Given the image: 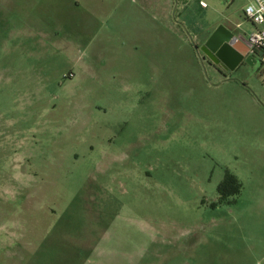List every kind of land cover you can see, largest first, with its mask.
<instances>
[{
    "label": "rangeland",
    "instance_id": "1",
    "mask_svg": "<svg viewBox=\"0 0 264 264\" xmlns=\"http://www.w3.org/2000/svg\"><path fill=\"white\" fill-rule=\"evenodd\" d=\"M246 3L0 0V264H264V66L200 53Z\"/></svg>",
    "mask_w": 264,
    "mask_h": 264
},
{
    "label": "water",
    "instance_id": "2",
    "mask_svg": "<svg viewBox=\"0 0 264 264\" xmlns=\"http://www.w3.org/2000/svg\"><path fill=\"white\" fill-rule=\"evenodd\" d=\"M235 51L239 55L247 54V47L243 38L235 35L224 26H218L202 45L201 51L204 52L210 59L215 62H222L229 65V69L233 70L239 63L238 60H233L236 55L231 51ZM242 49V50H241ZM232 62V64H231Z\"/></svg>",
    "mask_w": 264,
    "mask_h": 264
},
{
    "label": "built area",
    "instance_id": "3",
    "mask_svg": "<svg viewBox=\"0 0 264 264\" xmlns=\"http://www.w3.org/2000/svg\"><path fill=\"white\" fill-rule=\"evenodd\" d=\"M201 6H205L201 3ZM243 15L249 21L253 30L244 37L247 53L257 57L264 66V0H248Z\"/></svg>",
    "mask_w": 264,
    "mask_h": 264
},
{
    "label": "flooded vegetation",
    "instance_id": "4",
    "mask_svg": "<svg viewBox=\"0 0 264 264\" xmlns=\"http://www.w3.org/2000/svg\"><path fill=\"white\" fill-rule=\"evenodd\" d=\"M211 34H209V36H210ZM209 36L206 38V40L209 38ZM206 40L202 43V45L206 42ZM242 50V49H241ZM231 53L233 52L236 56L233 58L232 57V62H233V60H238L239 61V63H238V65L235 67V69L239 66V65H241L243 62H249V63H251V56L247 53L246 55H239V54H237L235 51H233L232 49H231V51H230ZM200 53H201V55H202V58L203 59H206L207 60V63L209 64V66L215 71V72H218V73H221V72H224V71H228V70H230L229 69V65H226V64H223L222 62H215L214 60H212V59H210L204 52H202L201 50H200ZM232 62H231V64H232Z\"/></svg>",
    "mask_w": 264,
    "mask_h": 264
},
{
    "label": "trees",
    "instance_id": "5",
    "mask_svg": "<svg viewBox=\"0 0 264 264\" xmlns=\"http://www.w3.org/2000/svg\"><path fill=\"white\" fill-rule=\"evenodd\" d=\"M240 187L239 181L234 176L227 174L218 186L217 191L220 195L224 196L227 193H237Z\"/></svg>",
    "mask_w": 264,
    "mask_h": 264
},
{
    "label": "crops",
    "instance_id": "6",
    "mask_svg": "<svg viewBox=\"0 0 264 264\" xmlns=\"http://www.w3.org/2000/svg\"><path fill=\"white\" fill-rule=\"evenodd\" d=\"M248 1V0H247ZM239 26V25H238ZM224 27H226L228 30H230L232 33H234V34H236L229 26H225L224 25ZM237 35V34H236ZM244 39V38H243ZM244 41V40H243ZM251 63H254V58L253 57H251ZM235 69V68H234Z\"/></svg>",
    "mask_w": 264,
    "mask_h": 264
}]
</instances>
